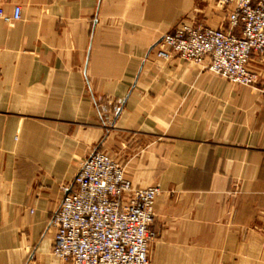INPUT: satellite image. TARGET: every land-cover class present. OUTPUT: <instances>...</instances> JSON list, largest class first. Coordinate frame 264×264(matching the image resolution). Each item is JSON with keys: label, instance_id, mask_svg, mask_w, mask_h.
Instances as JSON below:
<instances>
[{"label": "crops", "instance_id": "0c3cea01", "mask_svg": "<svg viewBox=\"0 0 264 264\" xmlns=\"http://www.w3.org/2000/svg\"><path fill=\"white\" fill-rule=\"evenodd\" d=\"M0 264H62L50 221L81 163L158 186L149 264H264V60L232 85L155 46L227 28L216 0H0ZM235 34L239 35L238 31Z\"/></svg>", "mask_w": 264, "mask_h": 264}, {"label": "built area", "instance_id": "2783aa9c", "mask_svg": "<svg viewBox=\"0 0 264 264\" xmlns=\"http://www.w3.org/2000/svg\"><path fill=\"white\" fill-rule=\"evenodd\" d=\"M226 10L227 28L180 23L156 44L159 59L179 58L232 85L253 87V56L264 60V0H216ZM21 9L0 20H20ZM239 32V35L235 34ZM158 186L135 188L123 166L105 152L81 163L70 190L53 214L52 254L62 264H149V246Z\"/></svg>", "mask_w": 264, "mask_h": 264}, {"label": "rangeland", "instance_id": "374dc122", "mask_svg": "<svg viewBox=\"0 0 264 264\" xmlns=\"http://www.w3.org/2000/svg\"><path fill=\"white\" fill-rule=\"evenodd\" d=\"M187 23V22H186ZM188 25H192V26H195V25H193V24H189V23H187ZM195 27H200V26H195ZM219 77V76H218ZM221 78V77H220ZM106 153V152H105ZM106 154H108V153H106ZM108 155H110L116 162H117V160L111 155V154H108ZM118 163V162H117ZM119 164V163H118ZM122 166V165H121ZM124 167V166H123ZM124 169H125V167H124ZM126 171V170H125ZM127 176V175H126Z\"/></svg>", "mask_w": 264, "mask_h": 264}]
</instances>
